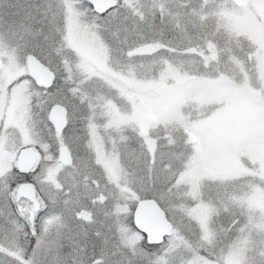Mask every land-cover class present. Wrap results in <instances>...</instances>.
I'll return each instance as SVG.
<instances>
[{
    "label": "snow or ice",
    "instance_id": "6c2138e0",
    "mask_svg": "<svg viewBox=\"0 0 264 264\" xmlns=\"http://www.w3.org/2000/svg\"><path fill=\"white\" fill-rule=\"evenodd\" d=\"M0 264H264V0H0Z\"/></svg>",
    "mask_w": 264,
    "mask_h": 264
}]
</instances>
